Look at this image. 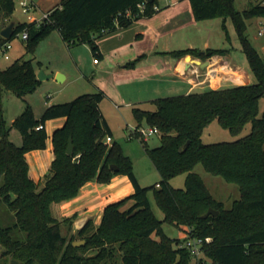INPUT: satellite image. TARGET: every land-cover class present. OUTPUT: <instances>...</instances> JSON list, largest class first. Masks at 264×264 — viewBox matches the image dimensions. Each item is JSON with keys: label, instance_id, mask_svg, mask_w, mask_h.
I'll use <instances>...</instances> for the list:
<instances>
[{"label": "trees", "instance_id": "16d2710c", "mask_svg": "<svg viewBox=\"0 0 264 264\" xmlns=\"http://www.w3.org/2000/svg\"><path fill=\"white\" fill-rule=\"evenodd\" d=\"M189 2L196 20L222 17L226 29V20L231 18L254 80L157 98L152 101L154 110L133 106L138 121L146 119L160 133L159 146H146L160 173V181L152 186L140 184L131 158L118 142L106 143L112 131L100 105L104 91L51 104L40 117L27 103L8 125L3 90L24 99L40 80L33 59H17L0 68V264H191L195 256L186 245L188 238L203 240L198 264L206 259L214 264H264V111L259 115L264 98V52L253 46L247 34L248 20L264 17V2H249L243 10L236 8L235 0ZM160 9L159 0H61L48 11V17L15 23L11 39L26 30L27 51L33 52L41 39L58 30L68 46L88 44L99 60L98 38ZM14 10L15 0H0L4 18ZM11 39L0 33V49ZM227 51L185 48L165 54L206 59ZM58 117L66 120L52 134L55 157L41 186L30 176L26 154L46 148L49 135L45 127H36ZM215 119L233 135L247 123L251 130L232 141L205 143L202 133ZM12 127L21 133V144L11 140ZM70 136L71 154L67 152ZM198 163L238 186L240 196L230 207L217 200L194 171ZM181 173L185 185L176 188L171 179ZM118 174L128 176L134 191L106 205L98 225L89 218L76 234L63 235L61 222H69L71 228L73 219L56 217L53 205L75 197L87 182L107 184ZM149 191L163 211L162 220L152 210ZM209 208L218 214L203 217ZM164 222L181 228L187 236H168ZM75 235L85 243L75 246Z\"/></svg>", "mask_w": 264, "mask_h": 264}, {"label": "crops", "instance_id": "0c3cea01", "mask_svg": "<svg viewBox=\"0 0 264 264\" xmlns=\"http://www.w3.org/2000/svg\"><path fill=\"white\" fill-rule=\"evenodd\" d=\"M30 1L36 11L37 9L42 11L43 16L61 2V0ZM28 17V22L43 19L36 13L29 14ZM195 21L189 0H167L165 8L160 9L153 16L138 19L129 26L118 28L98 38L101 56L97 62H94L97 57L92 52L95 75L90 85L93 90L87 92L100 89L106 96L123 101L132 107L137 105L149 109L147 107L152 106V101L157 98L251 82L252 77L248 68L232 58L228 52L206 59L192 54L182 57L165 54V52L192 48L187 46L172 49L170 45H174L173 41H177L181 36L185 37L178 41H186V35L189 40L190 29ZM205 45L206 48L210 47L209 43ZM73 58L75 59L74 55ZM191 59L194 62H191ZM133 61L136 62L131 65ZM38 71L39 67H36V73ZM58 74H61L59 70L56 75ZM60 77L61 81H66L68 78L63 74ZM51 104H54L53 100L44 102L37 110L33 108L35 115L40 117L45 108ZM13 120L11 118L12 122ZM65 120L66 117H58L46 121L45 129L49 135L46 148L34 149L26 154L30 176L41 186L55 157L52 134L64 124ZM14 139L16 144L22 142V137L15 136ZM133 191L128 176L120 174L114 176L107 184L90 181L81 187L75 197L53 205V213L61 220L72 218L70 233H73L89 218L98 225L106 205L130 195ZM225 206L227 207L226 204ZM186 236L184 231V236L181 238Z\"/></svg>", "mask_w": 264, "mask_h": 264}, {"label": "rangeland", "instance_id": "374dc122", "mask_svg": "<svg viewBox=\"0 0 264 264\" xmlns=\"http://www.w3.org/2000/svg\"><path fill=\"white\" fill-rule=\"evenodd\" d=\"M19 1L15 0V10L12 14L6 18H4L3 14H0V26L5 25L4 27H6L12 21H16L17 23L28 22L29 14L36 13L41 18L43 17L42 11L38 9L36 11L30 0H28L31 4L30 11L29 13H24ZM257 1L264 2V0H235V6L237 9L243 10L248 7L249 2ZM166 4L167 0H159L161 9L165 8ZM263 18L255 17L248 20L247 27L248 37L260 53L264 52V34L260 35L258 33ZM189 34V40L186 35V41H178V39L183 40L185 37L181 36V38H177V41H173L174 45H170V48L175 49L190 46L198 50H205V44L209 43L211 48L227 49V52L232 58L249 70L246 55L242 50L238 33L231 18L226 20V29L223 27L222 17L196 20L192 23ZM27 42L26 39L22 38V32L11 39V48L8 50L10 57L6 59L0 56V68L7 67L17 59H33L36 67H39V71L43 70L46 74L56 75L59 70L61 74L67 75L68 78L66 81H57L53 77L42 79L36 90L25 96L24 99L15 95L11 90L4 89L2 102L8 125L12 124L11 118L15 119L23 111L27 103H30L32 108L37 110L46 101L53 100L54 104L67 102L88 90H93L90 85H92L91 79L95 75L92 65L94 55L88 44L79 43L74 46H68L62 40L58 30H52L46 37L41 39L35 46L33 52L27 51ZM251 77V81H253L252 74ZM100 105L108 126L112 131V142H118L122 146L124 153L131 158L134 173L140 184L142 186H152L159 182L160 173L148 155L146 146L148 148L159 146L161 144L160 133H154L146 140L143 139L138 130L143 128L147 129L151 125L148 124L146 119H143L140 123L133 112V107L123 101L105 96ZM147 108L154 110L156 106L153 104ZM263 111L264 98L260 102L259 115ZM250 130L251 123H247L239 134L233 135L215 119L205 127L202 133V140L205 143L232 141L247 135ZM15 136L18 138L22 137L21 133L12 127L10 135L12 141L15 140ZM194 171L200 174L213 196L217 200L226 202L227 207H230L232 201L239 197L240 191L235 183L227 182L223 177L211 174L205 170L201 163L195 166ZM120 175L127 176L126 174ZM171 184L176 188L184 187L185 174L181 173L174 176L171 179ZM149 199L155 215L162 220L164 218L163 211L158 206L152 191H149ZM2 210L4 209L2 208ZM163 230L172 238H181L184 236V231L181 228L168 222L163 223ZM61 232L67 238L71 236L70 224L68 222H61ZM73 233L76 234L77 231ZM75 236L77 238L76 240H79L77 235ZM154 236L157 238L155 234ZM1 250L2 247L0 245ZM198 259V257H194L191 264H198ZM7 264L10 263L7 262ZM201 264L214 263L206 259Z\"/></svg>", "mask_w": 264, "mask_h": 264}, {"label": "built area", "instance_id": "2783aa9c", "mask_svg": "<svg viewBox=\"0 0 264 264\" xmlns=\"http://www.w3.org/2000/svg\"><path fill=\"white\" fill-rule=\"evenodd\" d=\"M19 4L22 7V11L24 13H29L30 11V2L28 0H20ZM49 12H46L43 16V18L48 17ZM258 33L260 35L264 34V18L261 20V28L259 29ZM28 37V32L25 30L24 32H22V38L23 39H27ZM11 48V43L10 41H7L4 46L0 49V56L5 57L6 59H8L10 57V55L8 54V50ZM97 59H94V62H97ZM45 126L43 124H39L36 128L37 129H43ZM138 132L142 135L143 139H147L148 137H150L151 135H153L154 133H158V128L154 127V126H150L147 129H139ZM106 143H110L112 142V137L111 136H107L106 138ZM206 241H209L210 238L207 237L205 238ZM202 239L198 238H188V240L186 241V245L189 246L191 248V251L193 253V255L195 257H199L200 255V244L202 243Z\"/></svg>", "mask_w": 264, "mask_h": 264}, {"label": "water", "instance_id": "95a60500", "mask_svg": "<svg viewBox=\"0 0 264 264\" xmlns=\"http://www.w3.org/2000/svg\"><path fill=\"white\" fill-rule=\"evenodd\" d=\"M14 26H15V22L12 21L10 22L6 27H4L2 30H1V35L6 38V39H11L12 35H13V32H14ZM189 56V55H187ZM198 63L202 64L201 61L197 60ZM61 74H58V75H55V79L57 81H61ZM50 77H54L53 74H46L43 70H40L38 73H37V78L39 80H42V79H46V78H50ZM67 152L69 154H71L73 152V142H72V136L69 137V144H68V147H67ZM113 168L117 169V167L113 166ZM218 210L216 209H213V208H209L208 211L203 215V217H207L208 215L210 214H213V215H216L218 214ZM85 241L84 240H76L73 242V244L75 246H80L82 244H84Z\"/></svg>", "mask_w": 264, "mask_h": 264}, {"label": "bare ground", "instance_id": "6f19581e", "mask_svg": "<svg viewBox=\"0 0 264 264\" xmlns=\"http://www.w3.org/2000/svg\"><path fill=\"white\" fill-rule=\"evenodd\" d=\"M191 62H194L193 59H191Z\"/></svg>", "mask_w": 264, "mask_h": 264}]
</instances>
